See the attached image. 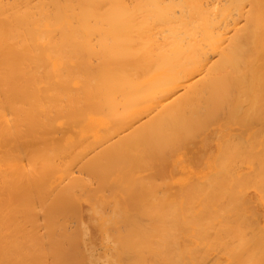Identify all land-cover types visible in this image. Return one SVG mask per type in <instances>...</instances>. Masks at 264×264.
I'll use <instances>...</instances> for the list:
<instances>
[{"label": "bare ground", "instance_id": "1", "mask_svg": "<svg viewBox=\"0 0 264 264\" xmlns=\"http://www.w3.org/2000/svg\"><path fill=\"white\" fill-rule=\"evenodd\" d=\"M251 188L264 0H0V264H88L83 201L103 264H264Z\"/></svg>", "mask_w": 264, "mask_h": 264}, {"label": "rangeland", "instance_id": "2", "mask_svg": "<svg viewBox=\"0 0 264 264\" xmlns=\"http://www.w3.org/2000/svg\"><path fill=\"white\" fill-rule=\"evenodd\" d=\"M220 129V130H219ZM214 130H219V131H221V133H222V130L223 129H221V128H219L218 126H215V127H213L212 129H210V130H208V131H206L205 133H203V136H202V139H201V141H202V143L206 140V139H204V138H209L208 140L209 141H205L204 143L205 144H202L201 142H200V144L198 145V146H196V147H194V149H193V151L189 154V153H182L181 155H182V157H180L179 159H180V161L176 164V167H174L175 169L173 170V176H175L174 178L175 179H178L179 178V176H180V178H181V176H182V178H184L183 177V174H185L186 172L187 173H189V171L192 173V169L188 166L190 163H192L193 164V166H194V164H195V166L194 167H196V166H198L199 168H195V170H196V172L197 173H199V174H202V176L203 175H205V174H207L211 169H209V168H211L210 166H211V160H213L215 157H216V155H217V152H218V150H217V147H220L219 146V141H220V139H221V137L224 135V133H223V135L220 133V132H218V135H216L217 134V132L216 131H214ZM214 131V132H213ZM216 133V134H215ZM206 134V135H205ZM214 134L217 136V138H215L216 136H214ZM221 134V135H220ZM208 135H210V137L208 136ZM212 135H213V137H212ZM208 136V137H207ZM220 136V137H219ZM216 140H218V141H216ZM207 142V143H206ZM217 143H219V144H217ZM204 145V147H203V149L205 150V151H207V154H206V152L204 151V150H202V147H200V146H203ZM212 146V147H211ZM207 147V148H206ZM216 147V148H215ZM206 148V149H205ZM215 149L214 151H212L213 149ZM197 149V150H196ZM200 149V150H199ZM209 149H212L211 151L209 150ZM202 151H203V153H202ZM217 151V152H216ZM199 154V156L197 157L198 158V160H200V161H198L197 159H194L195 157V155L197 156V154ZM210 153V154H209ZM211 153H212V156H209V155H211ZM209 154V155H208ZM180 155V156H181ZM206 156V157H205ZM181 158H182V160L184 159V161H182L181 160ZM187 158V159H186ZM201 158V159H200ZM210 160H208V159ZM192 160V161H191ZM207 160H208V162H207ZM205 161V162H204ZM194 162V163H193ZM196 162V163H195ZM202 162V163H201ZM204 162V163H203ZM185 163V164H184ZM199 163V164H198ZM184 164V165H183ZM202 164H204V166L202 165ZM191 165V164H190ZM180 166H184V168H181V170H180ZM187 166L189 167V168H187ZM192 166V165H191ZM205 166L207 167V169L205 168ZM201 167H204V169L203 168H201ZM201 169V170H200ZM207 172H205V171ZM177 171V172H176ZM183 171V172H182ZM185 171V172H184ZM204 171V172H203ZM182 173V174H181ZM205 173V174H204ZM248 193L246 194L247 196H248V198L252 201V203L254 204V206L256 207V210H257V212L259 213V212H264V199L263 198H261L262 196H264V194L262 195H259L260 194V192H258L256 189H254V188H251V189H249V191H247ZM256 195V196H255ZM251 197H252V199H251ZM258 198V199H257ZM261 198V199H260ZM259 200H261V201H259ZM263 200V201H262ZM258 201V202H257ZM257 204V205H256ZM261 205V208H260V205ZM259 206V207H258ZM91 209V211H87V209ZM97 209L96 207H95V205L92 203V202H89V201H83L82 203H81V205H80V215H81V218H80V221H81V223H80V225H81V227H82V230H83V232H84V235H83V240H82V244H84V245H81V249H83V251H82V253H83V255H84V257H85V260H87V262H89L90 264H92V263H95V264H97V263H99V264H103V262H102V257L104 258V253L102 254V256H100V253L102 252V251H104V236H103V233H102V225H103V219L101 218V216H100V213H99V211L98 210H96V211H98V212H96L95 210ZM87 212H86V211ZM259 210V211H258ZM85 211V212H84ZM95 212V213H94ZM260 213V217H261V219H263L264 220V214L263 213ZM88 214V215H87ZM91 215H93V217L91 216ZM99 215V216H98ZM89 216V217H88ZM89 218H91V219H89ZM94 218H96V222H94ZM83 219V220H82ZM100 219V220H99ZM88 220V221H87ZM91 220H93V221H91ZM82 221H84L85 222V225H84V223L82 222ZM86 221L88 222V224L86 223ZM83 223V224H82ZM96 223H99V225L97 224L96 225ZM78 224L76 223V225H74V226H77ZM86 225H89L88 226V229H87V226ZM86 226V227H85ZM94 226H96V227H94ZM98 226L101 228H99V230H98ZM84 227H85V229H84ZM86 230H88L87 231V233L85 232ZM99 232H98V231ZM90 234V235H89ZM90 236V237H89ZM94 236V237H93ZM96 236V237H95ZM93 238H94V240H93ZM96 238H98L99 239V241H98V239H96ZM89 240V241H88ZM90 240H91V242H90ZM97 240V241H96ZM93 244V246H95L96 248H94L93 249V246H91L90 244ZM103 245H102V244ZM95 244V245H94ZM97 244V245H96ZM87 245V246H86ZM88 245H89V247H88ZM83 246H86V247H83ZM100 246H102V248L100 247ZM86 249H87V251H86ZM92 249V250H91ZM98 250V251H97ZM99 250H100V252H99ZM94 251V253H92ZM88 252V253H87ZM85 253V254H84ZM89 253H91V255L89 254ZM98 260V261H97ZM92 263H91V262ZM94 261H96V262H94ZM101 262V263H100ZM88 263V264H89Z\"/></svg>", "mask_w": 264, "mask_h": 264}]
</instances>
